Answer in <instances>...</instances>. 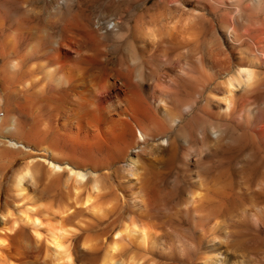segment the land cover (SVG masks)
I'll use <instances>...</instances> for the list:
<instances>
[{"label": "bare ground", "instance_id": "6f19581e", "mask_svg": "<svg viewBox=\"0 0 264 264\" xmlns=\"http://www.w3.org/2000/svg\"><path fill=\"white\" fill-rule=\"evenodd\" d=\"M121 2L135 14L103 60L95 39V51H85L59 24L57 3L0 0V184L20 163L7 190L33 214L61 223H89V215L97 216L93 231L100 243L120 224L115 234L121 236L107 243L96 263L111 264L124 238L190 262L192 236L208 243L198 264H243V254L230 259L228 248L221 249L231 231L218 213L225 201L244 194L247 206L226 209L227 218L264 235V0L232 3L233 15H245L242 26L229 10L218 14L219 26L179 0L112 4ZM207 33L218 39L215 52L205 46ZM106 62L113 68L103 76ZM222 150L235 153L249 169L239 178L229 172L218 180ZM42 203L56 208L38 209ZM164 208L173 210L182 230L158 229ZM23 215L38 238L37 218ZM13 222L1 228L11 232L0 238V249L9 253L8 241L25 232L20 225L13 229ZM55 229L70 230L62 224ZM48 235L47 243L60 248L68 263L89 242L85 237L81 243L75 231L66 246L54 228ZM25 243L19 240L15 248L23 257ZM94 244L93 253L99 248Z\"/></svg>", "mask_w": 264, "mask_h": 264}, {"label": "rangeland", "instance_id": "374dc122", "mask_svg": "<svg viewBox=\"0 0 264 264\" xmlns=\"http://www.w3.org/2000/svg\"><path fill=\"white\" fill-rule=\"evenodd\" d=\"M46 1L49 2L50 4H52L53 6H54V3H57L59 7L61 6L60 10H62V11H60L59 17H60V19L62 17V19L61 20L58 19L59 24L64 26V28L66 26V28H68L71 31L74 38H76V41L79 42V44L83 50L88 51V52L95 51V49L92 46H94V44H97V43L99 44V48H100L99 51H101L100 56L102 57L103 60H106V57H108V53L114 48V46L117 43L121 42V38L123 40V34L127 29L126 25L128 24V22L132 23L131 19H132L133 15L135 14V12L133 10L129 9L127 4H125L123 2H121V4L117 5V7H116L115 5L112 4L113 0H46ZM152 1H154V0H150V2H152ZM179 1L183 2L184 5L186 7H188L189 9L196 8V9L201 10L202 12L205 11V18H207V19L211 18L212 21H216L217 25H219V26L222 25L220 17L218 16V14L220 12H224V10H229V11H231V14L233 15L232 11L234 10V8L231 6L232 3H233V5H237V6L239 5V7H241V5L247 4L249 2V0H232V2L230 1V4L226 5V4H223L222 2L223 1H229V0H205V1L204 0H186L187 2L185 0H179ZM234 2H235V4H234ZM237 2H239V3L241 2V3L237 4ZM215 3L218 5H215ZM225 6L227 9H225ZM228 6L232 7L233 9L228 7ZM185 10H187V9H185ZM262 11H264V3H263V10ZM233 16H234V18L237 19V22L239 21L237 23L238 26H242V24L244 23L243 21H246L245 15L242 12H239V14H234ZM95 17L113 19V21L115 22V25L113 28L107 29L103 33H101L100 31H98L93 26V19ZM110 19H108V20H110ZM240 19H242L241 20L242 23H241ZM214 36L215 35L212 36L210 33H207L204 36V38H206L205 39V46L208 47L210 45V47H211L213 45L212 48L209 47L210 49H208V50H212L215 52L217 50V47H218L217 44H219V43H217V40H218L217 37H214ZM94 39L97 41V43ZM92 40H94V44H93ZM206 43H207V45H206ZM234 66L235 65H233V69H234ZM112 68H113V66L111 65V63L108 64L106 62L104 65V68L101 69V73L103 74V76H107V74L109 72H111ZM225 151L226 150H222L218 153L219 159H218L217 164H219L220 166L217 165V167L215 169L216 172H217V170L219 171L218 173H220V169H221L222 170L221 173L222 172L223 173L222 174L215 173L214 176L216 177V174H217L218 180L220 178H222V180H223L228 176V174L234 173L233 175L236 178H239L238 175H241L242 170L249 169V166H247V165H246V167L242 166L240 164L239 157L236 156L235 153H233L232 151H229V150H227L226 152ZM228 151H229V153H228ZM222 155H223V157H222ZM224 157H226V158H224ZM220 160H222V161H220ZM22 162L23 161H21V163ZM19 164L9 168V170L7 171V173L4 177L3 184L2 183L0 184V238L4 237L5 232L11 233L7 229L5 230V229H1V228L10 225L14 221L13 222V224H14L13 229L19 227V225L24 227V230H25L24 233L19 232L20 236H18L19 234L16 233V240H18V241L20 240L21 242H24V243L26 242L25 244L29 243V247L27 248L28 250L26 251V253L27 252L28 253L26 254L25 257H23L21 252L19 253L15 250V248L18 244V241L14 240V239L9 240L8 241L9 245L10 246L12 245L11 246V253L13 255H11V253H9V252H5L2 249H0V264H9V262H13L14 260L15 261L13 263H16V264H100V263H96L95 259L96 258H102L103 255H105L104 253H106L107 243L112 238L118 240L117 238L120 237L121 234L119 233V235H118V234H115V232L118 229H122V226H120V224L118 226L117 225L114 226V228H112V230L110 231V238H107L106 240L104 239L103 242L100 243L99 239L95 235V231L97 228V227H95L96 226L95 224L98 223V221H99L98 220L99 218H97V216L94 217L92 215H89L92 217V218H89V223H88L87 218H85L84 220H81V223H80V221H77L76 218L73 220L68 219V221L64 220L65 222L62 221V223H61V221L59 222L58 220H56L55 218H52L51 216L45 217L43 215H39V217H38V215L33 214L34 210L28 209L27 204H23L22 202L16 200V198L14 196L15 194H13V193H15L14 191H11V190L8 191L7 190L8 183L10 180V176L12 175L13 170L16 167H18ZM45 165H46V162H45ZM235 170H236V172H233ZM261 171H263V168L259 167L257 174L261 173ZM174 173L175 174L178 173L177 177H179L178 179L181 181L182 185L186 186L187 188H191V185L185 179H183L184 177L179 172H177V173L174 172ZM236 173H240V174H236ZM148 176L151 177L152 173H149ZM223 176H225V177H223ZM213 177H211V179H213V181L215 183V180H214L215 178H213ZM218 180H217V182H219ZM213 181H212V183H213ZM234 184L236 185V182H234ZM217 186H218V184H217ZM82 192H84V191H82ZM82 192H81V194H82ZM118 193H120V191H118ZM237 196L235 197L236 199L234 198V200H232V201H225L226 202V203H224L225 207H223V209L221 208L219 213H218L219 219L220 218L222 219L221 223L226 224L231 231L229 238H228V241H227L228 244L226 242V243H224L226 246L224 244H223V246L221 245V249H226V247L228 248L226 250H228L227 253H228V257L230 259H232V258L235 259L236 257H240V255L242 256V254H243V259L245 260V261L243 260V262L246 264H251V263L264 264V260H263L264 259V235L262 233L255 231L254 229H252L251 227H249L243 223L238 224L237 222H234L233 220L231 221L227 218L226 209L232 208L235 205H237L235 207L241 208L243 206H247V204H248V199H247L246 195L240 194V196H238V197ZM225 204H227V206ZM39 208L40 209H43V208L55 209L56 205L49 207L48 205L45 206L42 203V205L39 206L38 209ZM158 212H159L158 213L159 219H157V223H158V229L160 231H162L163 233L166 234L170 231L171 228H176V229H180V230L183 229V225H180V223L178 222V219L175 216V214L173 213L172 209L164 208V209L159 210ZM23 214L28 215L31 218H35V217L37 218V221H36V223L38 224L37 229L39 230V232L42 231V232H40V236L38 237L39 239L35 237V235L32 231L33 229L31 228V226L28 225V223L25 224L23 222V220H21L19 218V216L23 217L24 216ZM224 216H226V217H224ZM90 219H91V221H93V220L94 221L97 220V221L95 223H94V221L90 223ZM20 220H21V222H20ZM82 221L85 223H82ZM86 221H87V225L89 224L90 227L86 226ZM72 222H73V224H72ZM76 222H78V223H76ZM50 223H52V224H50ZM59 224L64 225V227H67L70 230H73L72 232L75 231L76 233H78L81 243L82 242L85 243L86 241H89L88 243L86 242L88 245L87 244L84 245L85 248L83 247V249L80 248L78 250L76 262L73 261V263L72 262L68 263V260H66L64 253L62 252V250L60 248H56V247L54 248L52 245L47 243L46 239L49 236L48 235L49 231L54 228V231L60 235L59 239L62 242H64L63 243L64 246H66L68 244L69 237H71L72 232H70V230H68L69 232L66 233V232L60 231V229L59 230L55 229V227H57ZM77 224L78 225L80 224V225L78 226ZM92 224H94L93 225L94 227L92 226V228H91ZM51 225H53L54 227ZM70 226H72V227L70 228ZM73 226H74V228H73ZM49 227H51V229ZM75 227H77V229ZM46 228H49L50 230L48 231V229H46ZM13 229H11V230H13ZM93 230H95V231H93ZM21 233H22V235H21ZM23 234H25V235H23ZM62 234H63V236H61ZM87 235H88V237H87ZM90 235L92 237L94 236L96 238V239L93 238V241L95 240L96 244L99 241V243L97 244V247L100 248V249L98 248L99 250L93 249L96 251L95 253H93L94 251L91 250L92 254H91L90 249L94 248V246L96 247V245L94 244L95 241L94 242L91 241L92 238H90L91 237ZM85 237H86V239H89V240L85 239L86 241H83ZM43 238H44V240H43ZM190 238H193V240L195 242V248L193 247L194 249L192 248V250H190V252H189L190 253V259H191L190 262H188L186 260H179L180 258L177 257L179 255H176L175 253H172V252L158 253V252H156V250H153V249L148 248L146 246L144 248H143V246H141L143 248L142 249L139 247L140 245L137 246V244H135L133 241L130 242L127 238H124L125 239V241H124L125 244H124L123 239L121 238L122 241L121 240H119V241H121V243H123V244H121L119 242V244H121L122 246L112 252L113 254H112L110 263L114 259L111 264H180V263L181 264H198V262L202 261L201 257L203 255V253H202V251L204 249L203 246H205V248H207L208 243L206 242V240L198 238V237L194 238L191 236ZM126 241H127V243H126ZM91 242H93V244H92L93 246H91V248L88 249ZM244 249H247L246 251H250V252H246ZM87 250H89L90 252H88ZM59 252H60V254L61 253H63V254L60 255ZM136 252L139 254H137ZM243 252L247 253V254L245 255ZM96 253H97V255H96ZM9 254L11 256H9ZM15 254H17V255H15ZM19 254H21V255H19ZM234 254H235V256L237 255L235 258H234ZM250 255H251V257H250ZM130 256L132 257L133 260L131 259ZM188 256H189V254L187 255V257ZM262 256H263V258H262ZM58 257H60V258H58ZM252 257H253V259H252ZM56 259H57V261H56ZM188 259H189V257H188ZM230 259L229 260L227 259L226 262L230 261ZM258 259L262 260V261H259ZM256 260H257V262H256Z\"/></svg>", "mask_w": 264, "mask_h": 264}, {"label": "built area", "instance_id": "2783aa9c", "mask_svg": "<svg viewBox=\"0 0 264 264\" xmlns=\"http://www.w3.org/2000/svg\"><path fill=\"white\" fill-rule=\"evenodd\" d=\"M110 18H100L95 17L93 19V26L100 32H104L107 29H111L114 27L113 19Z\"/></svg>", "mask_w": 264, "mask_h": 264}]
</instances>
